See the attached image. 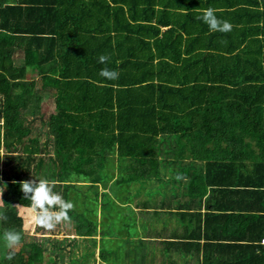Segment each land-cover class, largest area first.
Instances as JSON below:
<instances>
[{
  "label": "trees",
  "instance_id": "1",
  "mask_svg": "<svg viewBox=\"0 0 264 264\" xmlns=\"http://www.w3.org/2000/svg\"><path fill=\"white\" fill-rule=\"evenodd\" d=\"M261 5L0 0V264H65L76 238L86 239L84 255L99 264H157V257L161 264H264V192L244 189L264 187V50H245L242 58L211 47L196 61L200 75L196 62L189 66L174 52L182 31L203 42L207 30L190 21L206 9L258 17ZM229 34L213 32L211 40ZM104 68L118 79L101 77ZM227 172L236 183L225 184ZM32 179L49 181L72 203L61 227L73 242L38 225L46 237L26 234L21 214L32 208L20 182ZM234 185L243 189L224 194ZM216 208L248 214L220 216ZM136 225L148 228L144 235ZM7 231L21 235L13 249L5 247ZM228 240L250 243L212 246ZM242 253L247 258L235 260Z\"/></svg>",
  "mask_w": 264,
  "mask_h": 264
},
{
  "label": "crops",
  "instance_id": "2",
  "mask_svg": "<svg viewBox=\"0 0 264 264\" xmlns=\"http://www.w3.org/2000/svg\"><path fill=\"white\" fill-rule=\"evenodd\" d=\"M203 1V0H202ZM261 12L259 13V16H248L245 14V12H242V9H237V8H231L227 11H223L220 13H217V17L222 19V20H227L230 24H231V31L229 36L226 37H222L219 38V40L217 38H213V40H211V35L213 32L209 31L208 26L203 23V21L200 19L198 22L195 21L194 18H192V20L190 21V26L200 29L202 31L207 30V32L204 34L203 38V42H200L198 39V35L197 33H191V34H187L186 32H181L180 35H182V42L180 44V49H179V45H177L176 49H175V54L179 55L180 51H181V55H182V60L183 62H186L189 66L191 64L194 65V63L196 61L199 62V58L200 55L203 53H208L211 50V47H216L219 48V50H224L225 53L227 54H234V55H240L242 56V58H244V53L245 50H247L249 52V55H251L252 49H263L264 50V8L261 5ZM200 14H203L200 13ZM178 36V34H177ZM203 46L206 47V49H208L207 51H205L203 49ZM196 62V68H194V72H197V74L200 75V64H199V68H197V63ZM210 69V68H209ZM212 73L210 74V72L207 73V77L208 78H214V74H213V68H211ZM240 69H242V67H240ZM218 70V69H217ZM215 70V71H217ZM226 70L225 67L221 68L219 67V71H224ZM225 76H222V78ZM232 85V84H231ZM230 85V86H231ZM224 180H225V184L229 183L228 181L233 180L236 183V180L238 179L237 176L235 174H230L227 172L223 174ZM243 188L240 186H232V187H224V194L230 195L234 192H238L240 190H242ZM246 190H252V189H256L258 190L259 194H262L264 192V187H262L259 185L256 186H251L249 188H244ZM203 209V212L206 213V210ZM215 215H226V216H232V215H237L242 216V215H247L248 213H245L242 210H234L233 209H228L227 211L224 210H218L217 208L213 210V212ZM258 216V215H257ZM237 219V217L235 218ZM258 221L259 220H255ZM234 220L233 222L227 226L230 231L232 232L235 229V224ZM216 226V225H215ZM241 240H247L246 238H242ZM205 243L208 242H203L202 245H204ZM221 243L226 244V245H232V244H237V245H245V244H249L250 242H245V241H240V243L235 242V241H215L212 243V246H217ZM206 246V245H205ZM204 247V246H203ZM215 252V250H214ZM222 255V254H221ZM221 255H219L218 257L220 258ZM235 256V255H234ZM247 258L246 255H244L242 253V255L239 256H235V260H238V262L243 261L242 258ZM226 258H229V256H226ZM193 262L191 263H195V261L197 260H192ZM200 261H203V252L201 253V259ZM157 264H161V260L159 259V257H157L156 261ZM150 264V263H149Z\"/></svg>",
  "mask_w": 264,
  "mask_h": 264
},
{
  "label": "clouds",
  "instance_id": "3",
  "mask_svg": "<svg viewBox=\"0 0 264 264\" xmlns=\"http://www.w3.org/2000/svg\"><path fill=\"white\" fill-rule=\"evenodd\" d=\"M199 19L208 26L210 32L231 31V24L227 20L218 18L213 8L206 9ZM107 60V56L102 55L99 58V62L102 64ZM99 75L107 80H116L119 77L117 71L108 68L102 69ZM20 190L24 197L31 202V208L36 211L34 220L38 226L52 230L60 222L68 220L67 212L72 208V203L65 201L60 194L53 192L49 181L42 179L22 181ZM3 241L5 247L13 249L19 245L21 235L16 231H7L3 234Z\"/></svg>",
  "mask_w": 264,
  "mask_h": 264
},
{
  "label": "rangeland",
  "instance_id": "4",
  "mask_svg": "<svg viewBox=\"0 0 264 264\" xmlns=\"http://www.w3.org/2000/svg\"><path fill=\"white\" fill-rule=\"evenodd\" d=\"M51 103H52V101L51 102L46 101V103H44V106H47L46 110L48 112H51V110L53 108ZM5 160H6V156H4V152L2 150L0 152V168L3 167V164H4ZM111 173H112V171H111ZM116 178H117V171L114 172V177H113V179L110 180V184H112L115 181ZM99 190H101V186H99ZM106 192L109 193L110 196L113 197V192H110L109 189H107ZM147 192H146L145 196H144V194L138 196V200L142 201V200L148 199L149 197L147 195ZM115 193H117V192H115ZM131 193L134 194V190H132ZM91 196H93V194ZM132 199H133L132 202L136 201V197H132ZM0 204H1V194H0ZM131 205H132V207L134 209H136L134 211L137 212L136 216H137V218L139 217V219H140L142 217V214L139 213L140 209L137 208V206L135 205V202L132 203ZM142 211H143V208H142ZM21 215L25 218L24 229L26 231V234H28L29 236H37V237H40V239H42L45 235H41L42 232H40V231H38V233H39L38 234L37 231H36L37 224L35 223V220H34V218L36 216V211L34 209H25V210H22V214ZM144 217H146V218H143L142 221L147 223L146 221H147V219H149V217L148 216H144ZM123 218H125V215L123 216ZM94 219L97 221V223H99L101 221L102 215H101L100 211L96 214V218L94 217ZM118 222H121V219H119ZM61 225H65L63 223V221L60 222L59 224H57L54 229H52V231H54V232H52L54 234L53 238H56L57 240H65V238H70V239H67V240H71L73 242V238L74 237L72 235H70V236L67 235V234H72V233H68L66 228L64 229V227H61ZM134 227L136 229H138L139 232L141 234H143V235L145 234L146 230L148 229V228H146V226H144L145 228H142V229L139 228V226H137V225L134 226ZM157 227H158V225H157ZM71 230L73 231V229H71ZM132 234H135L134 230L132 231ZM97 237L99 238V235ZM75 241L77 242L76 244L71 245V246L68 245L65 248L64 253L67 256L66 257L67 261H64L65 264H72L75 260H79V261L84 260L85 261V259L87 260L86 262H88V260H89L90 264H99V260L97 259L96 256L95 257H96L97 261H96V263H93V259L92 258H87L84 255V246L86 245V239H81V238L78 239V238H76ZM43 244H44V246H46L47 250H49L48 249L49 248L48 243L47 244L43 243ZM87 244H88V242H87ZM54 259H55L54 255H50V254L47 255L46 254L45 260H49V261L52 260V262H53Z\"/></svg>",
  "mask_w": 264,
  "mask_h": 264
}]
</instances>
